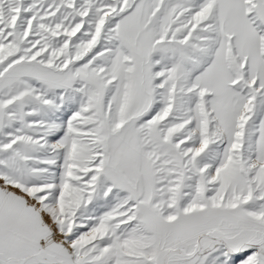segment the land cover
Here are the masks:
<instances>
[{"label": "snow or ice", "instance_id": "obj_1", "mask_svg": "<svg viewBox=\"0 0 264 264\" xmlns=\"http://www.w3.org/2000/svg\"><path fill=\"white\" fill-rule=\"evenodd\" d=\"M0 264H264V0H0Z\"/></svg>", "mask_w": 264, "mask_h": 264}]
</instances>
